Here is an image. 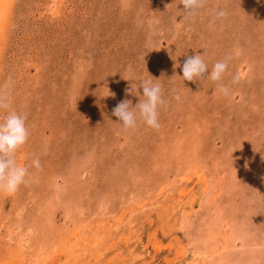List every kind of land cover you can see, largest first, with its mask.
<instances>
[{
	"label": "rangeland",
	"instance_id": "1",
	"mask_svg": "<svg viewBox=\"0 0 264 264\" xmlns=\"http://www.w3.org/2000/svg\"><path fill=\"white\" fill-rule=\"evenodd\" d=\"M2 37L34 179L0 193V264H264V0H14ZM223 60L228 95L207 79ZM141 79L168 103L125 130L113 109Z\"/></svg>",
	"mask_w": 264,
	"mask_h": 264
},
{
	"label": "clouds",
	"instance_id": "2",
	"mask_svg": "<svg viewBox=\"0 0 264 264\" xmlns=\"http://www.w3.org/2000/svg\"><path fill=\"white\" fill-rule=\"evenodd\" d=\"M180 4L183 5L184 16H195L205 6L206 0H180ZM226 16V11L214 9L213 20L210 23H215L216 20ZM205 54H196L185 60L182 69L184 81L197 80L207 72L209 67L203 58ZM228 68L227 60L217 61L207 77L216 83L217 90L224 95H228L229 91L222 82ZM239 79L237 74L232 82L238 83ZM137 87L143 90V99H140L135 107L129 100L120 102L113 109V115L118 117V123H121L125 130L135 128L138 120L150 128L158 129L160 127L159 109L166 107L168 103L163 97L162 86L154 83L153 79H141ZM175 99L179 100L180 97L177 95ZM0 112H6L0 117V193L13 195L21 186H27L34 179L29 166L20 165L15 159L18 150L28 142L30 137L27 125L28 114L12 110L3 96H0ZM31 167L37 170L41 168L38 157L32 160Z\"/></svg>",
	"mask_w": 264,
	"mask_h": 264
},
{
	"label": "bare ground",
	"instance_id": "3",
	"mask_svg": "<svg viewBox=\"0 0 264 264\" xmlns=\"http://www.w3.org/2000/svg\"><path fill=\"white\" fill-rule=\"evenodd\" d=\"M13 3L14 0H0V44L2 43L1 39H4L2 36L6 29L8 21H10L11 19Z\"/></svg>",
	"mask_w": 264,
	"mask_h": 264
}]
</instances>
